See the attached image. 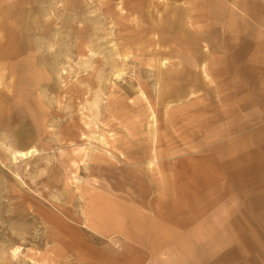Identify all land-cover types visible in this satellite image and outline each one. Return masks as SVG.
<instances>
[{
	"label": "rangeland",
	"instance_id": "1",
	"mask_svg": "<svg viewBox=\"0 0 264 264\" xmlns=\"http://www.w3.org/2000/svg\"><path fill=\"white\" fill-rule=\"evenodd\" d=\"M262 56L264 0H0V264H264Z\"/></svg>",
	"mask_w": 264,
	"mask_h": 264
},
{
	"label": "crops",
	"instance_id": "2",
	"mask_svg": "<svg viewBox=\"0 0 264 264\" xmlns=\"http://www.w3.org/2000/svg\"><path fill=\"white\" fill-rule=\"evenodd\" d=\"M191 32H193L194 36H197V38H199V49L201 51H204L205 49L203 47H206V43L203 40L202 35L196 32L194 29H191ZM182 45V43L178 42L179 47H182ZM177 49L179 50V48ZM181 51L185 52V48L183 50L181 48ZM210 55L211 54H209V56ZM183 60L184 58L180 55H178L177 57H170L169 59V61L178 62H181ZM247 60L255 61V58L249 57ZM259 61H261V64L259 63ZM257 63L264 66V56H262ZM203 70L206 75L209 74L207 77H211V79L212 77H214V71L209 70L207 66H203ZM242 108L245 109L247 107ZM257 108H261L262 110L264 109V106H258ZM245 125H249L248 117L245 118ZM109 209L114 213L119 214L122 217L123 222L128 220L124 217L126 212L124 213V211L120 210V208H117V205L114 206L106 202L104 203L102 209H100L99 211H104L106 213ZM129 224L131 225V227H129L130 230L135 228V226L139 228V223L134 225L132 220H130ZM186 236L191 237L190 234L187 235L185 233L183 237L180 231L177 237H175L174 235L172 238L169 237L168 239H166L169 245L164 244L160 249H156V247H153L152 250L144 248L139 242L135 241L132 238H128L129 240L125 241L124 248H122V250L118 254H116V257L113 261H104V263L101 264H218L219 251L216 245H210L208 249H206L207 251H204L205 253H207V255L204 257H201V246L197 244L195 245V242L193 246H184V249L182 248V246H174L176 242H179L176 241L177 239L180 240L186 238Z\"/></svg>",
	"mask_w": 264,
	"mask_h": 264
},
{
	"label": "bare ground",
	"instance_id": "3",
	"mask_svg": "<svg viewBox=\"0 0 264 264\" xmlns=\"http://www.w3.org/2000/svg\"><path fill=\"white\" fill-rule=\"evenodd\" d=\"M34 152V150L33 149H31V150H28L27 152H26V154L27 155H30L31 153H33ZM11 153H12V155L14 156V157H21L22 158V154H20L19 152H16V151H11ZM13 157V158H14ZM15 159V158H14Z\"/></svg>",
	"mask_w": 264,
	"mask_h": 264
}]
</instances>
